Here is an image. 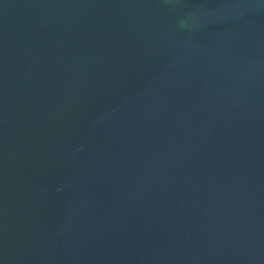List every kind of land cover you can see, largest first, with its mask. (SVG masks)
Segmentation results:
<instances>
[{"label":"water","instance_id":"obj_1","mask_svg":"<svg viewBox=\"0 0 264 264\" xmlns=\"http://www.w3.org/2000/svg\"><path fill=\"white\" fill-rule=\"evenodd\" d=\"M0 264H264V0H0Z\"/></svg>","mask_w":264,"mask_h":264},{"label":"clouds","instance_id":"obj_2","mask_svg":"<svg viewBox=\"0 0 264 264\" xmlns=\"http://www.w3.org/2000/svg\"><path fill=\"white\" fill-rule=\"evenodd\" d=\"M199 16L193 13L186 21L181 22V27L186 28L188 31H194V26L199 23Z\"/></svg>","mask_w":264,"mask_h":264}]
</instances>
